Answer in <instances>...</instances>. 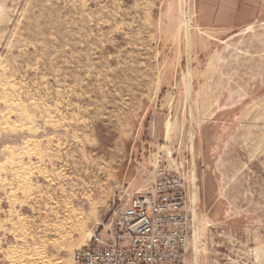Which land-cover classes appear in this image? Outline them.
I'll return each instance as SVG.
<instances>
[{"label":"rangeland","instance_id":"374dc122","mask_svg":"<svg viewBox=\"0 0 264 264\" xmlns=\"http://www.w3.org/2000/svg\"><path fill=\"white\" fill-rule=\"evenodd\" d=\"M193 1L0 0V264H72L127 191L112 162L148 182L159 151L198 264H264V16L203 28Z\"/></svg>","mask_w":264,"mask_h":264},{"label":"built area","instance_id":"2783aa9c","mask_svg":"<svg viewBox=\"0 0 264 264\" xmlns=\"http://www.w3.org/2000/svg\"><path fill=\"white\" fill-rule=\"evenodd\" d=\"M172 158H176V156ZM157 152L149 181L127 190L119 210L97 223L72 264H189L193 235L190 177L181 161Z\"/></svg>","mask_w":264,"mask_h":264},{"label":"crops","instance_id":"0c3cea01","mask_svg":"<svg viewBox=\"0 0 264 264\" xmlns=\"http://www.w3.org/2000/svg\"><path fill=\"white\" fill-rule=\"evenodd\" d=\"M192 11L195 15L197 25L200 27L235 28L238 26L251 24L258 19L263 18L264 0H194L192 3ZM193 47L196 48V37L193 39ZM171 91L172 90L168 89L162 97L164 101L166 100V103H162V105H168V108L166 107V110L168 109L169 111L174 108L172 106L173 99H171V97H173L176 93L175 91H172L171 93ZM153 119V122L156 124L158 123L160 116L155 115L152 120ZM112 161H114L113 157L111 159V162ZM100 167H102V164L100 165ZM130 167L131 165L129 163L127 167L128 169L123 174H120L119 162H112L111 168L115 169V171L111 174L112 188H118V186L120 185H123L124 187L126 184V190H141L145 187L147 181L144 179L142 170L140 173V171H134L130 169ZM130 170H132V173ZM98 183L101 186V183ZM120 197H123V195ZM26 205L27 204L23 202V206H21V208ZM16 215H11L13 220H17L18 215L17 217ZM23 215L32 218L38 217V213H36L35 209H33L30 213H26ZM1 219L2 218L0 217V220Z\"/></svg>","mask_w":264,"mask_h":264},{"label":"water","instance_id":"95a60500","mask_svg":"<svg viewBox=\"0 0 264 264\" xmlns=\"http://www.w3.org/2000/svg\"><path fill=\"white\" fill-rule=\"evenodd\" d=\"M194 171V170H193ZM195 174L192 173V184H193V190L195 186ZM193 231H194V237H195V250H196V264H198V232L197 231V210H196V196L195 192L193 191Z\"/></svg>","mask_w":264,"mask_h":264}]
</instances>
